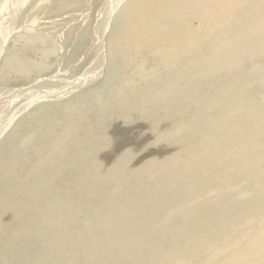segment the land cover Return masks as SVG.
Listing matches in <instances>:
<instances>
[{
	"label": "bare ground",
	"instance_id": "bare-ground-1",
	"mask_svg": "<svg viewBox=\"0 0 264 264\" xmlns=\"http://www.w3.org/2000/svg\"><path fill=\"white\" fill-rule=\"evenodd\" d=\"M10 2L0 0L10 29L2 33L21 24L24 40L38 46L28 50L35 65L47 67L41 52L49 47L62 50L61 69L92 58L101 69L119 56L133 77L95 96L100 108L89 119L74 109L63 122L54 112L44 146L42 115L34 151L11 154L20 168L32 166L42 189L0 195V253L24 251L25 264H264V0H44L28 17ZM13 54L5 59L19 70L8 74H30L22 51L13 46ZM150 110L146 131L158 135L149 140L126 126L132 112ZM28 123L17 126L22 138ZM181 129L194 138L182 140ZM8 159L1 150L0 162ZM69 172L73 185L60 187ZM36 247L43 258L27 256Z\"/></svg>",
	"mask_w": 264,
	"mask_h": 264
},
{
	"label": "rangeland",
	"instance_id": "rangeland-1",
	"mask_svg": "<svg viewBox=\"0 0 264 264\" xmlns=\"http://www.w3.org/2000/svg\"><path fill=\"white\" fill-rule=\"evenodd\" d=\"M44 4H45L44 0H33V1L11 0L9 5H11L10 9L11 11L15 12L16 16H18L20 12H23L24 13L23 16L28 17L29 16L28 14L39 10ZM124 4L125 1L122 3L120 7H122ZM106 8L107 6L101 9L94 10L92 14L94 16L93 18L95 19L94 22H99L105 16L104 10ZM117 11L114 14L113 18L111 19L112 25L110 31L107 32L106 34L107 47H108V41L113 34L114 27L118 23L119 11L118 12ZM82 18L83 17H81V21ZM3 19L4 17L0 19V34H1L0 38L7 37L6 39L8 40L7 41L5 40L7 44L4 49L3 55L1 56V61H0V153L1 150L3 151L4 149L5 155L9 157V159L0 162V195L10 192L13 189L19 191L18 194L25 195L24 193H27L29 191V189L27 188L29 184L32 185V187H35V190L36 191L38 190L39 192L42 189L40 185V183L42 182L39 181L40 179L37 180L39 183L35 182L34 180L35 178L32 179L30 177L29 173L32 170V166L30 168V166L24 165V167L20 168L19 161L10 159V156L11 154H13V152H14L13 154L14 156L17 155L18 157H20V153L23 150H24L23 151L24 154L29 153L30 150L34 151L31 148V144L34 141L33 136L36 135V132L33 130H35L38 127V125H40V118L44 116L46 118L45 122L47 123L45 124V129H43V132H45V136L43 137L44 140L38 143L41 145L42 143H44L42 145L44 146L46 142L45 139H47L50 134V132L47 130H49L53 126V122L55 121L53 119V117L55 116L54 112L60 113L59 118L60 120H63V122L68 121V119L71 117V111H73L74 109L78 110L76 114H79V116H82L85 119H89L93 114L90 113L94 112L97 109V107L100 108L99 102L96 105H93L94 102L97 100L96 97H98V95L103 91L107 93L110 90L114 89L116 85L120 84L121 82L130 80L133 77V75L130 73L131 70L125 64L126 60L124 58L119 56H115L113 58L110 57L109 55L107 56V59H105L104 61L105 64L102 66L101 69L100 66L94 64V62L96 63V61H98L99 58L98 59L92 58L90 62L86 63L87 65L86 64L83 65L84 62L81 59L79 63H76L78 64L77 66H73V68L64 66L69 69H61L63 68V65H61V58H62L61 56L63 53L62 50L53 53L52 51H50L49 47H47L45 51L41 52V54L46 57V62L48 61L49 64L47 65V67L45 66L41 68L35 65L30 60L31 55L34 52H29L28 50H31V47L34 44H31L32 39L24 40V38L22 37L24 27L21 24L20 25L17 24L16 22L17 26L15 27V29H17L18 31L11 30V33L6 35V33H2V32H6V30L8 31L10 29H7L8 26L4 24V22L7 20H3ZM12 19H14V17H11V19L9 17L8 23H10L9 20L11 21ZM13 46H15L16 49L22 51L23 55L22 54L21 55L23 57L22 61L24 65L27 66V68H32L30 74L25 72L16 73L17 77L12 76V73L8 74V70L11 71L15 69L19 70L16 68L17 66L15 64L12 68L8 63V61H6L5 59L6 57H11L14 55ZM34 47L38 48V46L36 45H34ZM102 54H104V50L102 51ZM249 58L246 59L248 60ZM32 59L34 60L33 57ZM249 62L252 65H255L254 67H256L257 70L258 69L261 70V68L255 64L256 62L253 59L250 58ZM9 67H11L12 69H10ZM74 70H79V71H74ZM81 70H83V74ZM260 76L263 77L262 70ZM139 81L140 79H138V81H130V82L138 83ZM75 100L76 101L78 100L77 103ZM80 104L83 105L80 106ZM65 106H68V108L70 109H66ZM134 109L136 108L134 107L133 111ZM34 112H37V114L33 118L32 114ZM132 113L133 114L131 118L128 120V122L131 120L130 121L131 126H126V127L129 128L134 127L133 130L135 132L140 131L144 135L148 133L146 137L149 140L153 139L155 135L157 137L158 132L155 134V132H153L152 129L150 128L146 131V126L144 123L148 121L146 118L144 119V117L149 116L151 110L149 114L148 113L142 114L143 116L141 115V112L138 115L134 112ZM27 118H29V123L27 127L29 129V131H27L29 132V134L22 138V131L20 129V126L19 127L17 126L19 125V123H21L24 119ZM140 120L141 122H139ZM82 122L83 123L79 124V127L81 129H85L88 125L87 121L82 120ZM122 122L123 120L121 121V123ZM115 128L116 126L114 127V129ZM159 128H161L159 129L160 132L163 131L162 127ZM178 128L179 127L175 125L173 126L172 129L175 131L178 130ZM179 131H182V133H184L185 137L182 134L180 135L183 136L182 140H185L187 143L194 138V136L192 137V133L189 134L187 137L185 129H181ZM99 133L98 135L102 134ZM120 134L121 132L119 131L117 135ZM53 135L60 136L61 134L53 133ZM171 136H175L174 141L176 143L179 141V136H177V133ZM81 137L82 135H80V138ZM134 138L135 137L133 135L132 140H134ZM94 140L96 139H90V141L92 142ZM41 145L39 147H42ZM68 145L70 146V143H68ZM46 148L43 150L45 151ZM96 148L97 147L92 149V151H96L97 150ZM54 161L56 160L53 157L48 160L47 164L50 165ZM17 166L20 173H18L15 168ZM72 167L73 166L70 165L68 167H63V169L65 170V172H68L71 171ZM48 172H49L48 168L38 169V173L47 174ZM14 177L17 178L19 177V178L14 183H12ZM64 177H65L64 181L61 183L60 187H65L66 184L72 186L73 181L71 182V178H72L71 172L65 174ZM38 184L39 187L37 186ZM94 203L95 202L93 200L92 204ZM15 205H20L22 208L23 202L21 200L15 199ZM5 216H8V213H6ZM71 216L72 217L69 220V226L76 220L75 216L72 213ZM30 242L33 243L32 240ZM29 249L30 248L24 249L25 251H27V256L43 258V255H45V251L43 249L41 251H38L37 247L32 248L31 250ZM23 252L21 253L22 258L18 257L15 253H13V251L1 252L0 258L3 259L7 264H25L23 262L24 260Z\"/></svg>",
	"mask_w": 264,
	"mask_h": 264
}]
</instances>
